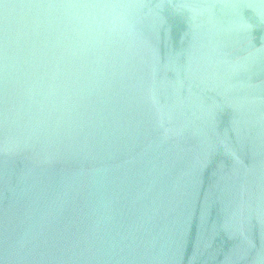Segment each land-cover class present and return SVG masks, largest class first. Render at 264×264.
<instances>
[{"label":"water","instance_id":"water-1","mask_svg":"<svg viewBox=\"0 0 264 264\" xmlns=\"http://www.w3.org/2000/svg\"><path fill=\"white\" fill-rule=\"evenodd\" d=\"M0 264H264V0H0Z\"/></svg>","mask_w":264,"mask_h":264}]
</instances>
